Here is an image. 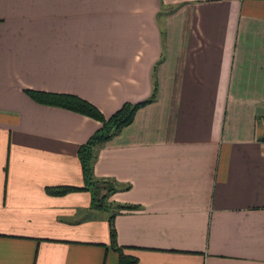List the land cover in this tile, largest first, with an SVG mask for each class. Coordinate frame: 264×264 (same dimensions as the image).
Returning <instances> with one entry per match:
<instances>
[{
	"label": "crops",
	"instance_id": "obj_1",
	"mask_svg": "<svg viewBox=\"0 0 264 264\" xmlns=\"http://www.w3.org/2000/svg\"><path fill=\"white\" fill-rule=\"evenodd\" d=\"M155 99L97 148L101 123ZM116 205L125 206L118 210ZM264 264V0H0V264Z\"/></svg>",
	"mask_w": 264,
	"mask_h": 264
},
{
	"label": "trees",
	"instance_id": "obj_2",
	"mask_svg": "<svg viewBox=\"0 0 264 264\" xmlns=\"http://www.w3.org/2000/svg\"><path fill=\"white\" fill-rule=\"evenodd\" d=\"M27 93L39 103L63 107L94 118L102 124L100 129L79 148L85 185L83 187L72 185L50 186L47 187V191L52 195H65L73 191L88 190L92 194L94 206L100 209H110L111 204L108 202L109 196L117 191L119 186L116 185L115 182L95 177L94 161L97 157L96 150L106 141L120 133L122 128L132 123L137 110L152 102L155 96L153 95L151 98L136 104L125 103L113 115L106 117L97 106L73 94L51 93L38 90H27ZM99 183H102V186H99ZM123 207L125 206L116 205L118 210ZM115 212L116 211H113L110 217V233L114 247L116 245V229L114 225ZM115 248L119 251V264H137L138 258L124 254L123 250L117 246Z\"/></svg>",
	"mask_w": 264,
	"mask_h": 264
},
{
	"label": "rangeland",
	"instance_id": "obj_3",
	"mask_svg": "<svg viewBox=\"0 0 264 264\" xmlns=\"http://www.w3.org/2000/svg\"><path fill=\"white\" fill-rule=\"evenodd\" d=\"M99 186H102V183H99Z\"/></svg>",
	"mask_w": 264,
	"mask_h": 264
}]
</instances>
